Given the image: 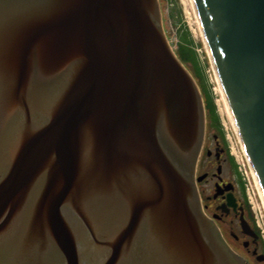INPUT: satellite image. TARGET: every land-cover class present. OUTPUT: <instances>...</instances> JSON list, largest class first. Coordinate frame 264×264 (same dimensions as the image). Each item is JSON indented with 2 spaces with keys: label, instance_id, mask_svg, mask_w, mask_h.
<instances>
[{
  "label": "water",
  "instance_id": "1",
  "mask_svg": "<svg viewBox=\"0 0 264 264\" xmlns=\"http://www.w3.org/2000/svg\"><path fill=\"white\" fill-rule=\"evenodd\" d=\"M193 3L264 197V0ZM205 122L158 0H0V264H245L201 210Z\"/></svg>",
  "mask_w": 264,
  "mask_h": 264
},
{
  "label": "rangeland",
  "instance_id": "2",
  "mask_svg": "<svg viewBox=\"0 0 264 264\" xmlns=\"http://www.w3.org/2000/svg\"><path fill=\"white\" fill-rule=\"evenodd\" d=\"M160 10L162 15V25L165 28L168 41L170 45H172V48H175L180 43L187 42L189 43V46L194 49L202 82L200 78L196 76L195 78L199 86H201L202 91L208 93L212 98L215 106V114L218 117L220 124L219 128H217V126L210 121V117H207L206 147H208L213 154L209 156V159L204 154L201 158L200 164V173L203 174L205 171L209 170V179L208 181H202L203 183L201 187L204 190V194L209 195L210 197L209 216L216 214L220 217L219 224L226 240L229 243L240 247L239 249L233 247L237 253L248 258L251 264H264V261H258L251 252H249V254L247 253L248 246L245 242H249V237L244 236L240 227L239 217H235L232 214L226 215L225 213H222L221 210H219V207L223 204L222 199L212 198L216 191V183L228 182L234 184V193L237 198L242 200L243 195L239 184L240 175L245 184L248 199L253 206L257 224L262 232V238L264 239V200H262L260 196L256 180L247 163L240 140L225 106L215 76V70L211 63L210 55L204 42L198 20L195 17L194 10L192 6L189 5L188 0H160ZM219 129L225 135L226 143L222 140ZM218 149L225 150L223 159L221 160L222 172L220 175L217 173L218 163L215 158V153ZM226 150H229L230 154L235 158L238 172L230 165ZM235 236L237 238H235ZM254 247L255 245L251 243L250 249L253 250ZM258 252V254H263L260 245L258 246ZM251 255L253 258H250Z\"/></svg>",
  "mask_w": 264,
  "mask_h": 264
},
{
  "label": "trees",
  "instance_id": "3",
  "mask_svg": "<svg viewBox=\"0 0 264 264\" xmlns=\"http://www.w3.org/2000/svg\"><path fill=\"white\" fill-rule=\"evenodd\" d=\"M176 54L179 57V59L185 65H187L188 67L190 66V69L193 72V74L196 77L200 78V80L202 82L201 73H200L198 64L196 62V53H195L194 49L189 46V43L183 42V43L178 44L176 47ZM203 93H204V99H205V106H206V109L208 112V117H210V121H212V123L214 125H216L217 128H219L220 124H219L218 117L215 114V106H214L213 100L208 93H206L205 91H203ZM219 133L222 137V140H224L226 143L225 135L221 132V130ZM226 153H227V157H228V161H229L230 165L234 168L235 171H237V164L235 162V158L230 154L229 150H226ZM239 184H240L241 193L243 195L241 202H242L243 207L245 209V212L247 214L248 220L250 221V223L252 224L256 233L260 237V243H261L262 249L264 251V241L262 240V238L260 236V230L256 225L254 213H253L251 206H250L248 199H247L245 184L242 181L240 175H239Z\"/></svg>",
  "mask_w": 264,
  "mask_h": 264
},
{
  "label": "flooded vegetation",
  "instance_id": "4",
  "mask_svg": "<svg viewBox=\"0 0 264 264\" xmlns=\"http://www.w3.org/2000/svg\"><path fill=\"white\" fill-rule=\"evenodd\" d=\"M206 141H207V138H206ZM208 150H209V148L206 147V142H205V146H204V152H203V154H204V153L206 154V152H207ZM223 154H224V153H223ZM223 154H222L221 158L223 157ZM201 158H202V157H201ZM208 159H209V155H208ZM200 164H201V160H200V162H199L198 174H201V173H200V170H201V168H200ZM204 173L207 174V177L203 180V182H204V181H208V179H209V170L205 171ZM203 182L199 183V188H200L201 194H203V197H204L205 200H206V201H204V199H203V206H204V210H205L206 215L209 217V195L204 194V190L201 188ZM220 198L222 199V202L225 201L224 197H220ZM237 200L239 201L238 198H237ZM239 205H240V201H239ZM230 214H232V215L235 216V217H239V216H238V212L231 211ZM236 238H237V237H236ZM250 240H251V239H250ZM251 241H252V240H251ZM250 244H251V242H250ZM254 245H255V247H254L253 250L250 249V245L247 247V249H248L247 253L249 254V252H251L253 256H256V255H254V251L257 250V253H259V252H258L259 242H258V241L255 242ZM252 255H251V256H252Z\"/></svg>",
  "mask_w": 264,
  "mask_h": 264
},
{
  "label": "bare ground",
  "instance_id": "5",
  "mask_svg": "<svg viewBox=\"0 0 264 264\" xmlns=\"http://www.w3.org/2000/svg\"><path fill=\"white\" fill-rule=\"evenodd\" d=\"M188 2H189V5L192 6V8H193V10H194L195 17H196L197 20H198V17H197V13H196V10H195V7H194L193 0H188ZM198 23H199V20H198ZM199 26H200V24H199ZM200 28H201V27H200ZM215 76H216V79H217V82H218V85H219V88H220V91H221V94H222V97H223V100H224L225 106H226V108H227V110H228V113H229V116H230L231 122H232V124H233V126H234V128H235V130H236V127H235V124H234V120H233V117H232V114H231L230 108H229V106H228V104H227V101H226V99H225V96H224L223 90H222V88H221V85H220V83H219V80H218V77H217L216 72H215ZM236 131H237V130H236ZM236 133H237V132H236ZM256 185H257V187H258V189H259V193H260V196H261L262 200H264V197H263V195H262V193H261V191H260V188H259V185H258L257 182H256ZM263 203H264V202H263Z\"/></svg>",
  "mask_w": 264,
  "mask_h": 264
}]
</instances>
